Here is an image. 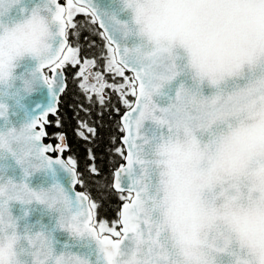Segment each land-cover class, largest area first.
Returning a JSON list of instances; mask_svg holds the SVG:
<instances>
[{"label":"clouds","instance_id":"9594fccd","mask_svg":"<svg viewBox=\"0 0 264 264\" xmlns=\"http://www.w3.org/2000/svg\"><path fill=\"white\" fill-rule=\"evenodd\" d=\"M90 7L135 80L123 231L103 239L33 119H13L48 88L59 0H0V264H264V0ZM57 165L67 187L30 185ZM37 206L51 228L30 221Z\"/></svg>","mask_w":264,"mask_h":264},{"label":"snow or ice","instance_id":"6c2138e0","mask_svg":"<svg viewBox=\"0 0 264 264\" xmlns=\"http://www.w3.org/2000/svg\"><path fill=\"white\" fill-rule=\"evenodd\" d=\"M80 14L90 17V21L87 22L88 28L82 27L84 22L77 18ZM58 19L62 27L63 41L56 59L46 66L47 86L53 102L33 119L32 127L49 157L69 169L76 195L89 202L91 218L98 226L99 234L104 240L112 242V238L120 237L123 231L118 220L120 211L127 206V200L132 198L131 193L122 185L120 176L129 163L126 121L136 96L135 80L131 70L121 68L113 58L110 38H105V26L96 18L94 10L90 7V0H66V6H63L59 0ZM97 25L98 29L95 27ZM97 37L99 39H96ZM93 69L98 70L93 71ZM70 83L78 87L90 106H98L102 114L104 108L111 106V97H116L117 106L113 107L112 111L114 118L119 121V127L118 133L109 134L108 146L112 148L113 157L121 159L113 165V170L109 173L107 180L104 179V164L98 160L95 149L90 147L89 163L84 166L83 170H80L78 159L70 151L66 135L60 131L63 125L57 106L61 102V96L69 91ZM84 111L87 112L89 109H84ZM49 114L56 116V120L50 121ZM49 123H55L54 133L46 130V125ZM80 128L86 129L92 138L98 139L101 135L98 128L91 127L85 122L80 123ZM77 135L84 140L89 139L84 131H78ZM46 139L55 142L45 143ZM66 152L68 153L67 158H62ZM56 153L60 155L54 158L53 154ZM92 161L97 162L92 163ZM90 181L100 182L95 185L98 189L95 195H93ZM113 195L120 202L115 209L108 208L107 203ZM93 231H96V228H93ZM105 233H107L106 236Z\"/></svg>","mask_w":264,"mask_h":264},{"label":"trees","instance_id":"16d2710c","mask_svg":"<svg viewBox=\"0 0 264 264\" xmlns=\"http://www.w3.org/2000/svg\"><path fill=\"white\" fill-rule=\"evenodd\" d=\"M63 3L62 1H60ZM82 22V27L88 28V21L90 17H85L83 14H80L77 17ZM97 28V26H95ZM98 29V28H97ZM90 34V33H89ZM96 39H99L98 37ZM87 40V36H85ZM99 47V45H98ZM78 67V66H77ZM98 69H93L96 71ZM110 92V90H108ZM108 97L106 96V99ZM117 106L116 97H111V106L103 109V114L98 106H90L84 97V94L78 90V87L75 85L69 84V91L67 94L61 96V102L59 103L58 115L62 121V128L60 129L66 135L68 144L70 145V151L78 159V167L80 170H83L84 166L89 163L88 154L89 149L94 148L95 154L98 157L99 161H102L105 167V177L104 179H109V173L113 170V165L116 164L121 158L113 157L112 148L108 146V136L109 134L118 133L119 121L114 118V113L112 108ZM84 109H89V111H84ZM123 110V109H122ZM50 121H55V117H50ZM85 122L91 127H96L100 130L101 135L98 139L92 138L91 134L86 131V129L80 128V123ZM46 130L49 132L56 131L55 123H49V126L46 127ZM78 131H84L86 136H89L88 140L77 135ZM46 142H52L51 139H47ZM119 143V141L117 142ZM68 153L63 154V157L66 159ZM97 161H92L96 163ZM98 181H90V186L93 188V195L96 194L98 189L95 188V185L99 184ZM108 208L115 209L120 203L118 198L113 195L110 200L107 201ZM107 211V209H106Z\"/></svg>","mask_w":264,"mask_h":264},{"label":"water","instance_id":"95a60500","mask_svg":"<svg viewBox=\"0 0 264 264\" xmlns=\"http://www.w3.org/2000/svg\"><path fill=\"white\" fill-rule=\"evenodd\" d=\"M62 1V0H60ZM97 3L104 4L106 3V0H97ZM63 6H65L62 3ZM98 28V25H97ZM47 71V70H46ZM53 102V97L49 92V89L47 87H39L38 90L33 93L31 96H29L25 100V108L24 110L20 113L19 117H13L14 120H19V119H26V120H32L35 117L39 116L42 111H44L51 103ZM58 109H59V104H58ZM50 117H55L52 114H49ZM3 125V121H0V126ZM49 126L46 125V127ZM47 140V139H46ZM45 143H52V142H46ZM126 154V153H125ZM60 154L56 153L53 154L54 158ZM64 158V157H62ZM14 173L19 178V169L15 168ZM59 181L62 183L65 187H67L70 183V176L68 175L67 172H65L62 168H60L58 165L54 166L52 170H50L48 173L44 174H37L36 176L32 177L29 181L30 185L32 187L39 188L41 186H48L49 184ZM30 221L31 222H36L40 221L43 223L45 226L51 228L52 227V221L46 214V212L37 206L33 211L30 216ZM56 238L60 241H64L66 236L64 234L56 232Z\"/></svg>","mask_w":264,"mask_h":264},{"label":"flooded vegetation","instance_id":"af4514ba","mask_svg":"<svg viewBox=\"0 0 264 264\" xmlns=\"http://www.w3.org/2000/svg\"><path fill=\"white\" fill-rule=\"evenodd\" d=\"M63 4L65 5L66 4V0H62ZM66 6V5H65Z\"/></svg>","mask_w":264,"mask_h":264},{"label":"rangeland","instance_id":"374dc122","mask_svg":"<svg viewBox=\"0 0 264 264\" xmlns=\"http://www.w3.org/2000/svg\"><path fill=\"white\" fill-rule=\"evenodd\" d=\"M66 5V4H65Z\"/></svg>","mask_w":264,"mask_h":264}]
</instances>
